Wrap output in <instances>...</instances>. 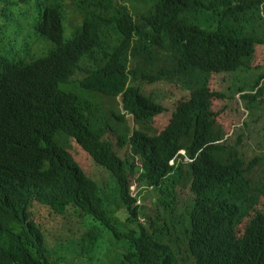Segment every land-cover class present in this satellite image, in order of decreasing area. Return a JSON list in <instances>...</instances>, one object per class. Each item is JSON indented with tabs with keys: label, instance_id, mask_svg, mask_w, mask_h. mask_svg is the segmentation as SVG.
I'll list each match as a JSON object with an SVG mask.
<instances>
[{
	"label": "trees",
	"instance_id": "16d2710c",
	"mask_svg": "<svg viewBox=\"0 0 264 264\" xmlns=\"http://www.w3.org/2000/svg\"><path fill=\"white\" fill-rule=\"evenodd\" d=\"M137 2L139 16L124 0H56L35 25L46 56L0 53V264H264V134L245 150L263 111L264 0ZM161 84L190 97L155 133ZM238 94L247 120L229 137L213 108ZM41 207L69 220L59 236L34 220Z\"/></svg>",
	"mask_w": 264,
	"mask_h": 264
},
{
	"label": "rangeland",
	"instance_id": "374dc122",
	"mask_svg": "<svg viewBox=\"0 0 264 264\" xmlns=\"http://www.w3.org/2000/svg\"><path fill=\"white\" fill-rule=\"evenodd\" d=\"M55 1L56 0H28L22 2L21 0H9V3L11 4H8L7 15L2 19L0 18V53L11 60H31L33 58L46 56L53 48V45L48 39L36 32L35 25L37 18L41 14V10H44ZM124 2L135 16H139L144 10L149 9L147 4L144 2H137V0H124ZM74 18L76 22L82 19L79 10ZM74 31L75 29L72 28L67 21L65 23L66 38H72ZM46 45H49V47H46ZM262 50L263 49L261 48V51ZM263 60V52H261V63ZM256 63L257 60L255 59L253 65ZM261 72H264V66L261 68ZM255 77V74L247 75L249 82H253ZM211 85L213 89L224 91L230 95L226 91V86L229 85V82L224 81L222 77L218 75L214 76ZM159 86L164 90V96L162 98L167 105L166 107L168 111L163 115L156 117L154 122L155 133L162 132L170 124L178 102L190 97V92L188 91L168 86L166 84H161ZM262 99V116L258 121L252 124L250 129V135L252 136L255 145L245 147V150L249 154L258 152L256 143L262 140L261 138L264 134V95ZM214 108L213 110L218 114L219 123L230 133L229 137L244 132L242 130V122L247 120V111L240 101L239 94L236 95L234 100L216 101ZM131 125L133 127L135 126L133 119H131ZM257 134L259 135L256 139ZM70 152L90 177L101 184H104V182L109 179L108 177L110 174L106 172L103 167L99 166L87 152L83 151L75 140L71 141ZM133 191L135 194L139 192V189L136 188V184L133 186ZM188 197L189 193L188 191H185L184 198L186 199ZM152 201L153 198L150 196L149 192H144L142 194L141 202L144 206L151 208ZM184 211L186 210L181 211L178 215H181ZM37 213L36 221L45 228L51 239L63 233L65 227L69 225V220L57 215V213L54 210L52 211L49 207H41L38 209ZM70 218L75 220L73 215L70 216ZM144 221L145 219L143 218L142 222Z\"/></svg>",
	"mask_w": 264,
	"mask_h": 264
},
{
	"label": "clouds",
	"instance_id": "9594fccd",
	"mask_svg": "<svg viewBox=\"0 0 264 264\" xmlns=\"http://www.w3.org/2000/svg\"><path fill=\"white\" fill-rule=\"evenodd\" d=\"M77 160V159H76ZM81 165V164H80ZM34 219V218H33ZM35 221L37 220V219H34ZM37 222V221H36ZM38 223V222H37Z\"/></svg>",
	"mask_w": 264,
	"mask_h": 264
}]
</instances>
